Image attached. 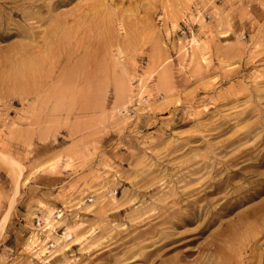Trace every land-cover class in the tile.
Segmentation results:
<instances>
[{
  "label": "rangeland",
  "instance_id": "1",
  "mask_svg": "<svg viewBox=\"0 0 264 264\" xmlns=\"http://www.w3.org/2000/svg\"><path fill=\"white\" fill-rule=\"evenodd\" d=\"M160 243L264 264V0H0V264Z\"/></svg>",
  "mask_w": 264,
  "mask_h": 264
},
{
  "label": "bare ground",
  "instance_id": "2",
  "mask_svg": "<svg viewBox=\"0 0 264 264\" xmlns=\"http://www.w3.org/2000/svg\"><path fill=\"white\" fill-rule=\"evenodd\" d=\"M40 63H41V62H40ZM252 196H253V194H252ZM248 197H249V195H248V196H239V197L235 200V203H236L237 205H240V204L243 203L244 200H246ZM254 208H257V206L252 208L253 211L256 210V209H254ZM189 217H190V216H188V218H187V217H183L181 220L184 221V222L187 221V223H188V221H190V218H189ZM166 221H168V220H166ZM168 222H170L171 225H172V224H176L175 221H174V222H173V221H168ZM152 229H154V228H152ZM158 231L160 232V229H159ZM190 241H191V239L189 240V242H190ZM168 242H172V241H168ZM165 243H167V242H165ZM165 243H164V244H165ZM161 245H162V243H160V244H158L157 246H155L154 248L148 250V251L146 252V254H143L142 260L144 261L145 264H156V261L161 262V260L158 259V257H155L154 259H149V256H150L153 252H155L157 256L160 255V254L158 253V250H159V247H160ZM205 245H206V244H205ZM205 245H204V247H205ZM184 252L189 253V254H192L191 250H189V249L184 250ZM199 258H200V256L198 257V255H197L196 257H194V261H195L196 264H199L200 262H205V261H203V259H201V258L199 259ZM198 259H199V260H198ZM174 264H177V263H174Z\"/></svg>",
  "mask_w": 264,
  "mask_h": 264
}]
</instances>
